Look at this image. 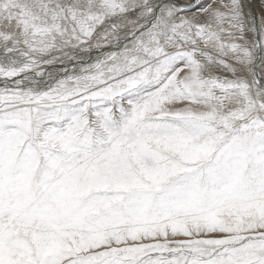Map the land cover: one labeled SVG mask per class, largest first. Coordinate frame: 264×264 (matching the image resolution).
<instances>
[{"label": "snow or ice", "instance_id": "obj_1", "mask_svg": "<svg viewBox=\"0 0 264 264\" xmlns=\"http://www.w3.org/2000/svg\"><path fill=\"white\" fill-rule=\"evenodd\" d=\"M0 264H264V0H0Z\"/></svg>", "mask_w": 264, "mask_h": 264}, {"label": "bare ground", "instance_id": "obj_2", "mask_svg": "<svg viewBox=\"0 0 264 264\" xmlns=\"http://www.w3.org/2000/svg\"><path fill=\"white\" fill-rule=\"evenodd\" d=\"M181 2H185V1H182V0H181Z\"/></svg>", "mask_w": 264, "mask_h": 264}, {"label": "rangeland", "instance_id": "obj_3", "mask_svg": "<svg viewBox=\"0 0 264 264\" xmlns=\"http://www.w3.org/2000/svg\"><path fill=\"white\" fill-rule=\"evenodd\" d=\"M182 1H185V0H182Z\"/></svg>", "mask_w": 264, "mask_h": 264}]
</instances>
